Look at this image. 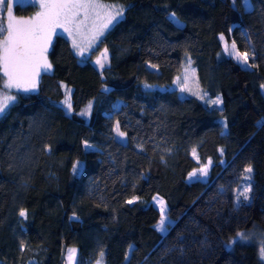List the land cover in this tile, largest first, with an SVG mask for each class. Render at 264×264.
Returning a JSON list of instances; mask_svg holds the SVG:
<instances>
[{"label":"trees","instance_id":"trees-1","mask_svg":"<svg viewBox=\"0 0 264 264\" xmlns=\"http://www.w3.org/2000/svg\"><path fill=\"white\" fill-rule=\"evenodd\" d=\"M99 1L122 9L93 51L105 64L55 34L49 71L0 113V264H63L68 248L73 264H264L241 238L254 230L264 247V0ZM186 64L206 101L171 88ZM247 166L249 199L235 204Z\"/></svg>","mask_w":264,"mask_h":264},{"label":"snow or ice","instance_id":"snow-or-ice-1","mask_svg":"<svg viewBox=\"0 0 264 264\" xmlns=\"http://www.w3.org/2000/svg\"><path fill=\"white\" fill-rule=\"evenodd\" d=\"M245 4L249 6L247 5V0H245ZM0 6L7 7L9 17L6 36L3 35L4 29L0 27V36H3L0 39V69L3 72V76H0V80H3V86L0 87V113H3L8 107L9 102L15 99L11 93L12 88L28 91L30 88L35 87V83L32 80L33 69L34 65L38 64V60L45 50L43 45L47 43V33L58 27H64L65 31H68L65 25L78 15L80 10H83L85 14L92 11L99 15L100 9L110 7L96 3L95 0H41L40 7L45 11L38 13L36 18L24 20L13 16V0H0ZM115 12L116 15H122V9H116ZM113 19H115V16L109 11L108 22L110 23ZM171 19L177 24L180 23L174 13ZM98 34L102 35L103 33L100 32ZM95 38L94 36L93 39ZM220 39L224 40V36L221 35ZM225 50L228 51L227 48ZM228 54L234 56V58L242 63L248 64V52L240 53L237 51L235 43L232 44L231 51ZM47 67H50V65ZM4 77H7V79L4 80ZM4 89H8L9 91L5 92ZM120 135L122 136L123 133H120ZM86 147L91 146L86 144ZM244 171L251 173V166L246 167ZM201 173L202 175H206L204 169H201ZM246 179H250V177H246ZM249 191H251V186H244L243 191L238 193V202L240 196H243L244 200H248L247 193ZM131 202L129 201V203ZM160 203L162 204L163 201ZM161 211L163 213V209ZM24 214L21 211L20 215L23 216ZM164 227V216L162 214L159 230L163 231ZM241 238H243L242 235ZM74 251L69 250L70 260L72 259L71 253H74ZM261 257L264 258V247L261 248Z\"/></svg>","mask_w":264,"mask_h":264},{"label":"rangeland","instance_id":"rangeland-1","mask_svg":"<svg viewBox=\"0 0 264 264\" xmlns=\"http://www.w3.org/2000/svg\"><path fill=\"white\" fill-rule=\"evenodd\" d=\"M95 2L99 3L101 5L110 6V7H105V8L100 9L99 15H97L96 12H92V11H89L87 14H85V12L83 10H80L79 14L76 15L69 23H67L65 25V27L68 28V31H65L64 27H58V28H55L53 31H50L49 33H47L48 40H47V43L43 45L45 50L42 52V54L38 60V64L34 65V69H33L34 74L32 76V80L34 81L35 85H36V82H37L36 80H37L39 74L49 71L50 67H47L49 64H48L47 59H46V51H47L50 39L55 34H60L68 40V42L71 45V48H72L74 54L77 56V58H79L81 60L89 58L90 62L96 68L101 67V65L105 64L106 53L103 50H98L97 52H93L95 49L96 42L101 37V35H99L98 33H100V32L103 33L107 28H109V26H111L121 16V15H116V12H115L116 9H121V7L119 5L114 4V3H105V2H101L99 0H95ZM27 3H32V4H35L37 6V11L35 12L34 16L29 17V18L16 17L14 15L13 16L16 17L17 19L28 20L30 18H36L38 13L45 11L44 9H42L40 7L41 0H13V5H15V4L23 5V4H27ZM247 5H249V6H246L245 0H242V6L245 9L250 7L248 0H247ZM109 11H111V14L113 16H115V19L111 20L110 23L108 22ZM3 16L5 18L6 25H4V22H3V25L1 23V27L2 28H3V26L5 27L6 30H5L4 36H6L8 23H9L7 7H5V9H4ZM94 36L96 37L95 39H93ZM2 38H3V36L0 37V39H2ZM219 40L221 43L222 52L225 55L231 57L233 60H235L242 67H248V64H244L241 61H239L238 59L234 58V56H230L228 54V52L231 51L232 43H225L220 38H219ZM226 48L228 49V51L225 50ZM239 52L244 53L242 51H239ZM97 61H99V63H97ZM0 72H1V75L3 76L2 69H0ZM6 79H7V77H4V80H6ZM262 85L263 84L259 85V91L262 95H264V87H262ZM2 86H3V82H2ZM171 88L177 89L178 91H180L181 94H189L191 96H194L195 98H197L200 101H206L207 100L205 98L202 90H200L196 87V80H195V77L193 75V70L188 64H186L185 67H183V69L180 71V73L175 77V79L172 82ZM34 90H35V87L30 88L28 91H23V90H18L16 88H12L11 93H14V92H33ZM4 91L7 92L9 90L4 89ZM69 91H70L69 88H66L64 90V98L62 100L63 102L61 101L63 103L64 108H66V106L69 103V97H68ZM64 111L67 112L66 110H64ZM86 114H87V111H85L84 116H86ZM207 167H208V164L201 165L198 168H195L194 170H192L189 173L187 180H195V179L202 180V179H204L206 175H202L201 169H204L205 171H207ZM247 167H249V166H247ZM244 173H245V171H243V174ZM247 174L249 176L250 173L244 174V179L241 180L240 185L236 188L234 195L235 194L238 195L239 192L243 191L244 186L248 185V179H246ZM237 195L234 196L235 204L238 203ZM240 198H243V196H240ZM247 201L248 200H243V202H247ZM151 202L156 207V209L158 210V213H159L157 223L155 224L154 227L157 230V232L162 234V233H164L167 225L169 224V220H168L166 213H165L164 205H163V203L162 204L160 203L161 199H159L157 196H153L151 199ZM162 209H163V213L161 211ZM162 214L164 216V223H165V227H164L163 231L159 230V225L161 222ZM244 234H246V235H244ZM242 235H244L243 238H245L247 240L249 239L248 241H253L256 244V248L258 249V251L260 253V251H261L260 250L261 249V240L258 238L259 237L258 233H256L254 230H252V231L244 232ZM68 249H73V248H68ZM68 249H67V252L65 254L66 264H69V262H70V259H69L70 254L68 252L69 251ZM93 264H99V263H93Z\"/></svg>","mask_w":264,"mask_h":264},{"label":"crops","instance_id":"crops-1","mask_svg":"<svg viewBox=\"0 0 264 264\" xmlns=\"http://www.w3.org/2000/svg\"><path fill=\"white\" fill-rule=\"evenodd\" d=\"M37 81V80H36ZM68 250H73V249H68ZM66 252H67V249H65L64 251H63V258H64V263L63 264H66V262H65V254H66ZM69 252V251H68ZM69 254H70V252H69ZM71 256H72V259L70 260V262H69V264H73V259H74V256H75V251H74V253H71Z\"/></svg>","mask_w":264,"mask_h":264}]
</instances>
